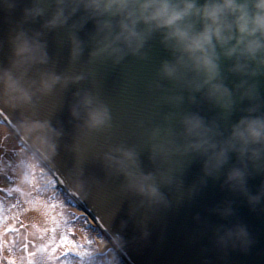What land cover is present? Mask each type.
I'll return each mask as SVG.
<instances>
[{"label": "water", "instance_id": "1", "mask_svg": "<svg viewBox=\"0 0 264 264\" xmlns=\"http://www.w3.org/2000/svg\"><path fill=\"white\" fill-rule=\"evenodd\" d=\"M203 3V0H198ZM56 0H0V67H9L11 41L23 30L29 36L40 32L48 60L34 65L24 77L27 84L50 71L69 79L58 82L50 92L37 93L32 104L0 102V111L7 123L25 142L35 143L32 134L22 126L25 121L47 120L61 132L54 137L56 151L45 155L52 170L106 230L117 245L122 261L130 264H264V168L245 160V191L232 187L227 174L233 167H242L239 154L228 153L227 161L209 173L207 157L195 152L160 153L156 145L171 140L183 145L180 118L185 113L199 114L206 124H215L221 136L227 137L231 127L246 109L258 104L256 114H264V73L248 79L254 84L257 99L241 98L236 88L241 77L229 69L232 58L220 55V76L233 93L231 112L205 96V90L190 91L168 79H160L157 70L165 60H173L172 50L163 40L166 29L151 32L139 53H127L119 61L93 58L96 20L87 19L81 27L72 28L85 13L79 10L62 26L45 27L57 8ZM40 7L38 15L26 9ZM200 22L196 20V27ZM143 28V25H140ZM82 41L83 50L77 59L71 56V34ZM217 52H221L217 45ZM159 85V86H157ZM102 102L110 112L109 123L101 129L83 125L84 111L79 118L71 114L72 106L83 93ZM168 97H180L169 100ZM194 97V99H191ZM160 135L151 137L153 129ZM172 135L165 137V130ZM30 143V144H31ZM123 146L137 153L140 169L153 173L164 200L149 202L145 197L125 188L122 173L105 164V153ZM172 145H170L171 147ZM172 177L162 183L160 174ZM260 194L258 202L249 195ZM243 226L247 243L235 236L221 243L227 230Z\"/></svg>", "mask_w": 264, "mask_h": 264}, {"label": "clouds", "instance_id": "2", "mask_svg": "<svg viewBox=\"0 0 264 264\" xmlns=\"http://www.w3.org/2000/svg\"><path fill=\"white\" fill-rule=\"evenodd\" d=\"M57 8L45 22V27L66 24L69 17L79 10L83 15L78 23L71 25L78 28L87 19L96 20V47L93 58H112L119 61L127 53H139L145 40L152 31L166 29L163 40L174 55V59L160 64L157 75L168 79L190 91L205 90V96L222 108L231 112L233 93L223 83L220 76L219 58L222 54L232 58L230 71L241 79L236 88L241 91V98L257 99L255 85L248 79L264 73V0H56ZM28 15H38L43 9H26ZM196 20L200 27H196ZM143 25V28L140 27ZM40 32L29 36L21 30L11 41V59L9 67H0V102L12 104H32L37 93L46 94L58 83H68L69 79L82 77H62L54 72L45 71L38 79L31 80L27 86L24 77L34 65L44 64L48 60L44 44L39 40ZM71 56L75 60L83 47L75 33L71 34ZM219 45L221 52H217ZM159 86V85H157ZM71 108V114L79 118L84 111L83 125L87 129H101L110 121L108 108L85 92ZM179 100L180 97H168ZM194 99V97H191ZM259 105H250L231 127V132L223 139L219 128L206 124L197 113H185L180 118L184 144L173 145L171 140H162L156 149L167 155L170 151L195 152L207 157L205 170L211 173L219 169L228 159V153L239 154L242 167H233L227 174V181L232 187L247 191L245 177L247 165L252 161L259 169L264 168V114L258 112ZM24 129L33 135L39 150L45 155L56 151L54 137L61 132L52 127L47 120L25 121ZM161 130L155 128L151 137L156 138ZM172 135L171 129L165 130V137ZM170 145H172L170 147ZM105 164L122 173L126 178L125 188L133 191L149 202L164 200L153 173L140 169L137 153L132 148L117 146L105 153ZM40 159L35 153L19 162L25 170L39 167ZM172 177L160 174L162 183H170ZM250 202H258L260 194L249 195ZM247 230L237 226L219 237L221 243L235 236L242 244L247 243ZM110 264H118L115 258Z\"/></svg>", "mask_w": 264, "mask_h": 264}, {"label": "rangeland", "instance_id": "3", "mask_svg": "<svg viewBox=\"0 0 264 264\" xmlns=\"http://www.w3.org/2000/svg\"><path fill=\"white\" fill-rule=\"evenodd\" d=\"M30 154L0 123V264H110L105 248L90 254L91 222L44 186L43 168L19 166Z\"/></svg>", "mask_w": 264, "mask_h": 264}]
</instances>
